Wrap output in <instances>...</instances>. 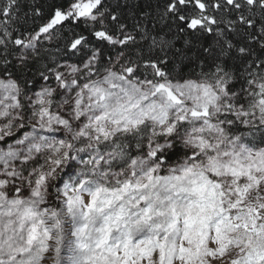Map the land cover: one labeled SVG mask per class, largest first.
Wrapping results in <instances>:
<instances>
[{
	"label": "snow or ice",
	"instance_id": "snow-or-ice-1",
	"mask_svg": "<svg viewBox=\"0 0 264 264\" xmlns=\"http://www.w3.org/2000/svg\"><path fill=\"white\" fill-rule=\"evenodd\" d=\"M0 264H264V0H0Z\"/></svg>",
	"mask_w": 264,
	"mask_h": 264
}]
</instances>
